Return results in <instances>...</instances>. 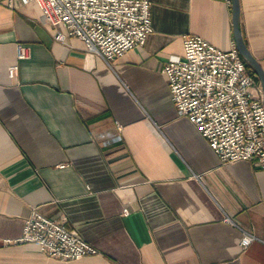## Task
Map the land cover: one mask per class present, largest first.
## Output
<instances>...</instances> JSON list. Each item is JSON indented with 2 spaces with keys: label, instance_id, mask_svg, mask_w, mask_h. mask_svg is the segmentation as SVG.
<instances>
[{
  "label": "crops",
  "instance_id": "crops-1",
  "mask_svg": "<svg viewBox=\"0 0 264 264\" xmlns=\"http://www.w3.org/2000/svg\"><path fill=\"white\" fill-rule=\"evenodd\" d=\"M149 1L143 47L107 64L77 36L56 40L62 28L42 21L36 2L0 0V264H264V167L222 162L177 113L162 70L185 32L235 44L231 2ZM238 2L241 36L264 71V0ZM33 206L98 252L61 259L5 242ZM241 228L257 239L241 247Z\"/></svg>",
  "mask_w": 264,
  "mask_h": 264
},
{
  "label": "built area",
  "instance_id": "built-area-1",
  "mask_svg": "<svg viewBox=\"0 0 264 264\" xmlns=\"http://www.w3.org/2000/svg\"><path fill=\"white\" fill-rule=\"evenodd\" d=\"M34 1L41 20L59 25L54 38L79 37L87 53L107 64L131 48H142L152 30L149 0H23ZM230 3L231 0H222ZM183 52L170 55L163 64L171 100L179 115L193 123L222 162L256 160L264 167V105L262 94L251 91L253 72L233 43L220 49L200 35H182ZM17 58L27 55L24 44L15 45ZM16 65L9 67L14 74ZM261 89V87H259ZM226 221L231 219L225 216ZM22 232L5 242H35L61 259L98 252L74 229L42 214L35 206L24 218ZM241 247L257 239L242 229Z\"/></svg>",
  "mask_w": 264,
  "mask_h": 264
},
{
  "label": "water",
  "instance_id": "water-1",
  "mask_svg": "<svg viewBox=\"0 0 264 264\" xmlns=\"http://www.w3.org/2000/svg\"><path fill=\"white\" fill-rule=\"evenodd\" d=\"M231 8H232V27L234 33L235 46L238 52L241 54L245 62L252 68V70L257 75L259 80V84L262 91V101L264 105V71L262 70L260 64L256 60V58L251 54L247 45L243 41L241 36L239 26H238V12H239V2L238 0H231Z\"/></svg>",
  "mask_w": 264,
  "mask_h": 264
},
{
  "label": "trees",
  "instance_id": "trees-1",
  "mask_svg": "<svg viewBox=\"0 0 264 264\" xmlns=\"http://www.w3.org/2000/svg\"><path fill=\"white\" fill-rule=\"evenodd\" d=\"M246 67L250 72H253L252 68L246 63Z\"/></svg>",
  "mask_w": 264,
  "mask_h": 264
}]
</instances>
